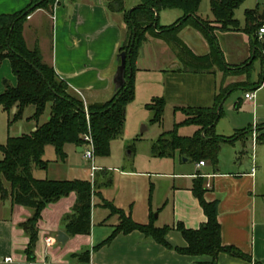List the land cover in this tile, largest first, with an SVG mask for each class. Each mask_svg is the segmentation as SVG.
Masks as SVG:
<instances>
[{"label":"crops","instance_id":"1","mask_svg":"<svg viewBox=\"0 0 264 264\" xmlns=\"http://www.w3.org/2000/svg\"><path fill=\"white\" fill-rule=\"evenodd\" d=\"M31 1L0 0V15L16 13L26 8ZM133 7L127 8L126 6V9L129 10ZM253 9H257V13L252 16L254 24L264 21L261 19L264 16V10L259 8V4ZM166 11L169 10L161 11L159 14V23L162 26L174 24L183 15L182 12V14H174L170 17ZM205 20L211 21V25L216 28L215 34L224 60L228 65L231 67L241 65L252 56L253 49L248 33L245 31H223L220 29V24L214 22V16ZM47 22L50 23V33L48 39L45 40L41 37L44 36L43 31ZM28 31H32L35 36L32 47L29 46ZM234 33L242 35L239 37L242 39L240 45L242 43L243 50L237 49L239 53L229 55L228 59L223 39L227 35H234ZM126 34L127 24L123 13L110 11L104 0H57L49 10L39 8L32 12L24 25L27 46L29 48L39 47L43 61L54 67L60 78L65 80L71 90L84 100L85 106L94 103L102 104L114 97L117 91L115 76L120 64L118 54L126 41ZM178 36L194 55L202 56L209 53L210 45L207 37L198 28L188 25L179 32ZM262 41L264 42V40ZM179 59L182 61L180 62ZM183 60L184 56L180 55L169 40L148 34L136 61L135 100L140 99L141 104L145 107L154 97L166 99L164 120L159 125L161 128L165 123L168 109L172 115L183 114L181 119L173 121L171 129L164 131L172 130L175 123L185 119V114L176 108L212 106L215 95L221 88L243 85L250 81L248 76H245L240 80L230 81L228 84L225 78L234 73L226 74L223 69L218 67L210 71L193 72L184 67ZM11 71L14 73L10 60L5 59L0 66V94L9 85L17 84V77L15 73L14 77L11 76ZM221 75L225 77L222 79ZM9 81L10 84H8ZM244 92L245 94L247 92L254 93L252 100H247L244 95L245 100L253 109V124L249 125L250 131L239 137L234 143L222 144L217 166L208 162L199 166L200 161H191L176 154L173 158L158 157L171 160L172 171L168 172L150 174L137 171V169L113 167L119 173V177L130 185V190H128V195L124 198L123 203L116 197L107 195L106 189L97 185L96 180L94 182V180L77 177V175L70 177L72 172L81 174V165L72 160H75L76 153H82L84 157V146L66 144L64 147L66 157L61 159L60 164L56 160L55 164H52L54 166L50 164L46 168L34 166L33 176L37 179L73 180L72 178H82V180H90L94 184L96 192H100L105 200L122 208L136 222L149 223L153 216L155 226H172L173 228L166 235V239L174 247L187 246V241L177 229L179 222L186 228L198 229L207 220L199 199L192 191L194 180L202 177L206 189L205 199L208 202L218 201V220L221 225L222 243L225 246L238 248L247 256L239 257L222 251L216 258V264H264V141L259 138L260 134L264 133V80L259 89ZM243 101V98H239V106ZM133 102L127 105L126 113L130 110V105ZM12 110L16 112L15 107ZM32 115L28 117V121H31ZM49 118L48 111L39 122L34 120L35 123L26 133H31ZM218 123L216 133L219 135L233 136L240 130L236 124L231 123L230 131H219ZM188 126H192L193 130L183 136H191L199 129L197 125ZM249 138H251V148L247 150ZM248 151L249 153H247ZM96 157L99 156L95 155L94 160ZM68 159H71L70 162H66ZM161 164V166L167 165V162ZM98 167L99 169L96 171L91 168V176H96L94 174L98 172L108 174V170L112 168L109 167L107 170L102 166ZM36 170H38L37 173ZM145 174L148 176H144ZM155 175L172 179L171 200L167 198L162 202V207L156 209H154L153 203L156 185L151 181ZM138 177H150L147 184V205L149 208L147 216L143 220H137L134 215V193ZM110 182L112 183L113 179ZM101 195L93 196L90 234L72 236L62 222L63 217L72 211L76 203V193L72 192L44 208L38 221V241L33 260H30L26 254L29 236L21 224L32 216L34 210L14 204L11 197L5 199L0 197V264H208L212 262L213 258L209 255L190 256L181 254L175 249H168L139 230L127 234L120 233L110 242L97 247L112 235L120 223L119 215L103 206ZM170 202L172 205L170 222L157 225L158 214L154 216V210L160 213ZM59 231L68 235V240L65 243L58 241ZM48 239H51V243H48ZM87 251L90 252L89 262L80 261L77 254ZM5 257H12V261L5 262Z\"/></svg>","mask_w":264,"mask_h":264},{"label":"trees","instance_id":"2","mask_svg":"<svg viewBox=\"0 0 264 264\" xmlns=\"http://www.w3.org/2000/svg\"><path fill=\"white\" fill-rule=\"evenodd\" d=\"M57 0H32L24 9L13 14L0 15V66L5 59H9L17 77L15 86H8L0 94V107L11 111L14 107L13 121L23 118L25 109L35 107L31 120L39 122L41 117L49 111L50 118L31 133L19 136H9L5 144H0L3 154L0 159V197H11L14 204L33 209V214L24 223L22 228L29 236L26 254L30 260L35 258V247L38 241V221L44 208L50 203L57 202L72 192L76 193L77 200L70 213H67L62 222L68 233L90 234L92 227V200L94 195H101L95 191L90 180H53L37 179L33 176V167L46 168L47 161L43 159L47 145H53L60 159H65L66 144L84 146L85 134H90L94 142L96 156L108 157L111 154L112 141L122 134L126 121V107L136 97L135 72L136 61L140 51L148 38V34L166 38L174 44L180 55L184 56V67L193 72L210 71L215 67L223 69L226 74L247 72L251 75L256 59L264 64V43L258 39L257 31L264 24L258 21L254 24L252 16L257 9L246 12L248 25L241 28L240 21L235 17V10L245 0H211V11L214 22L220 24L223 31H245L250 35L253 49L252 56L238 66L228 65L220 48L215 34L216 28L211 21L197 15L201 0H141V3L127 10L126 0H104L112 12H121L127 24L126 41L120 48L126 54V68L124 83L118 88L114 97L102 104H88L87 110L84 100L73 92L69 84L60 78L53 66L43 61L39 47L29 48L24 37V25L28 16L39 8L51 9ZM179 9L183 12L177 22L168 26L159 23L161 11ZM188 25L201 30L207 37L210 45L209 53L196 56L179 38V32ZM264 69V68H263ZM264 80V71L255 83L233 85L221 88L215 95L214 104L208 107H179L185 114V119L174 124L172 130L164 131L152 145L155 157H186L191 161H201L217 166L219 153L223 143H234L239 137L250 130H240L233 136H223L216 133V125L224 115V103L232 89L243 87L245 91H255L260 88ZM236 86V87H235ZM164 97H154L145 105L152 112V124L161 125L166 109ZM239 107V103L236 104ZM11 122V121H10ZM197 125L199 129L191 136L180 135L178 130L182 126ZM264 141V133L259 136ZM192 191L199 199L207 220L198 229L186 228L182 223L177 229L187 241L186 247H174L166 239V235L173 228L166 225H154L153 216L149 223L136 222L130 214L118 208L102 195L103 206L118 214L120 223L112 235L102 244L113 240L120 233H130L139 230L146 236L153 238L157 243L168 249L190 256L209 255L213 258L208 264H216L219 253L226 251L239 257H247L234 246H225L222 243L221 225L218 220V201L208 202L205 197L204 179L194 180ZM104 199V200H103ZM76 255V254H75ZM80 261L89 262L90 252L77 254ZM205 264V263H195Z\"/></svg>","mask_w":264,"mask_h":264},{"label":"rangeland","instance_id":"3","mask_svg":"<svg viewBox=\"0 0 264 264\" xmlns=\"http://www.w3.org/2000/svg\"><path fill=\"white\" fill-rule=\"evenodd\" d=\"M140 3L141 0H126L125 5L127 6V8H131ZM258 4L259 8L264 10V0H245L242 5H240L235 10V17L240 21V25L242 28H246L247 25L246 11L256 8ZM166 14H170L169 16L172 17L174 16V14H182V11L178 9H169V11H166ZM197 14L204 19L212 18L213 14L211 11V0H201V4ZM163 21L164 18L162 19V22ZM49 24L50 23L47 22L46 26L44 27V36L41 37L42 39L47 40L49 37ZM27 34L29 46L32 47V42L34 41L35 36L32 31H28ZM239 36L242 35H236L234 33V35H227V37L223 39V45L226 49V55L228 59L229 55H235L239 53L237 49H239L240 51V49L243 48L242 43L240 45L242 39ZM258 39L260 40L259 37ZM260 41L263 42L262 40ZM179 61L181 62L182 60L179 59ZM263 68L264 64L262 63L261 59H256L253 64L249 80L251 82H257L259 80L260 74L264 71ZM246 73L247 72H237L235 74H229L225 78L226 82L229 84L230 81H236L245 78V76H248ZM11 76H15L12 71ZM221 77L223 79V77L225 76L221 75ZM8 84H10V81ZM230 87L233 88L232 86ZM244 91L245 90H243L242 87H236L232 89L224 104L225 114L218 123L219 131H230L229 126L231 123L236 124L240 128V130L248 129L249 125L253 124V109L245 100ZM239 98H243L244 101L239 107H237L236 103H238ZM34 111L35 107L33 105H30L26 108L25 114L22 119L13 121L15 111L11 110L8 112L0 107V144H5L9 136H19L29 131L30 127L33 126L35 121H28V117L32 115ZM152 115L153 114L149 110H147L143 106V104H141L140 99L134 100L132 105H130V110L126 113V121L122 134H120L117 139L112 141L110 156L104 158L96 157V160H94V163L96 165L102 166L107 170L109 167H112L108 170V174L98 172L97 174H94L96 176H91L92 161L85 159L82 156V153H76V158L72 161L81 165V174L72 172L70 174V177H76L77 175V177L94 180V182L96 180L97 185H101L103 186V189H106L107 195H109L110 197H116L118 201L123 203L124 198L128 195V190H130V185L127 181L122 180L119 177V173L114 170L113 167H118L119 169H137V171L145 173L149 172L150 174L172 171V165H170L171 160L155 157L152 153V145L158 139L160 133L164 130L171 129L173 121L181 119L183 114L177 113L176 115H172L169 113L168 109L165 117V123L162 128L159 127V125L151 123ZM192 130V126H185L180 128L179 132L182 135H186L185 133L191 132ZM250 148L251 138H249V141H247V150ZM247 153H249V151ZM2 156L3 155L0 150V159H2ZM43 159L47 161V163L51 166H54L52 164H55L56 160L59 162V164L61 163V159L57 156L53 145H47L45 153L43 155ZM69 160L71 159L66 160V162H70ZM162 162H167V165L161 166ZM37 172L38 170H36V173ZM144 176L148 175L145 174ZM112 179L113 182L111 183L110 181ZM136 179L138 180V184L135 188L134 193V215L137 220H143L146 218L149 208L147 205V184L150 177H138ZM151 181L156 185V193L154 198L155 201L153 202L154 209H156L157 207L161 208L162 202H164V200H166L167 198L171 200L172 179L169 177L155 175L152 177ZM171 207L172 205L170 202L169 205L166 206V208L160 211V213H158L157 210H154V216L158 214L156 218L157 225H163L170 222L172 214Z\"/></svg>","mask_w":264,"mask_h":264},{"label":"built area","instance_id":"4","mask_svg":"<svg viewBox=\"0 0 264 264\" xmlns=\"http://www.w3.org/2000/svg\"><path fill=\"white\" fill-rule=\"evenodd\" d=\"M258 37L260 38V40H264V24H262L258 29ZM245 98L247 100H252L254 98V93L253 92H247L245 94ZM85 107L87 110V106H85ZM254 136H255V133H254ZM84 140H85L84 149H83L84 157L86 159L92 161V170L96 171L99 169V167L94 164L95 152H94V142H93L92 136L90 134H85ZM198 165L199 166L205 165V161L201 160L198 163ZM208 186H210V185L208 184ZM47 241H48V243H51V239H48ZM4 261L10 262V261H12V257H5Z\"/></svg>","mask_w":264,"mask_h":264},{"label":"water","instance_id":"5","mask_svg":"<svg viewBox=\"0 0 264 264\" xmlns=\"http://www.w3.org/2000/svg\"><path fill=\"white\" fill-rule=\"evenodd\" d=\"M261 19L264 20V16L261 17ZM118 60H120V64L117 68V73L115 76L116 90H118V88H120L124 83V75H125V68H126V54L124 52L121 53L120 56H118ZM67 240H68V235L63 231H59L58 241L61 243H65Z\"/></svg>","mask_w":264,"mask_h":264}]
</instances>
